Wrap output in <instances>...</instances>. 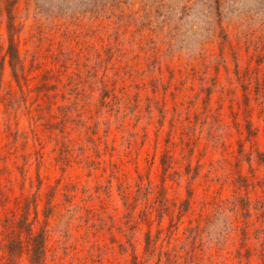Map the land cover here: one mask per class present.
I'll list each match as a JSON object with an SVG mask.
<instances>
[{"label": "rangeland", "instance_id": "374dc122", "mask_svg": "<svg viewBox=\"0 0 264 264\" xmlns=\"http://www.w3.org/2000/svg\"><path fill=\"white\" fill-rule=\"evenodd\" d=\"M24 220L45 264H264V0H0V264Z\"/></svg>", "mask_w": 264, "mask_h": 264}, {"label": "trees", "instance_id": "16d2710c", "mask_svg": "<svg viewBox=\"0 0 264 264\" xmlns=\"http://www.w3.org/2000/svg\"><path fill=\"white\" fill-rule=\"evenodd\" d=\"M15 32V25L13 24L12 20L9 23V33L11 42L9 45L8 53L11 57V60H19L18 58V52L16 50L13 36ZM24 228L28 230V233L30 234V244L28 245V252L30 254V260L31 264H45V252H46V243H45V237L42 234H34L32 232V229L29 228L28 220L23 221ZM22 240L18 239L16 241L11 242L10 251L12 253H18L21 251L23 247Z\"/></svg>", "mask_w": 264, "mask_h": 264}]
</instances>
